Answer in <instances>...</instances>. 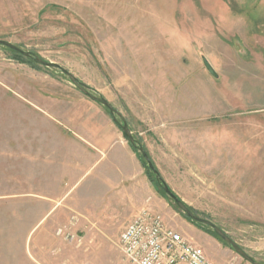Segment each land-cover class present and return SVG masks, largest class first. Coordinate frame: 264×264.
I'll return each instance as SVG.
<instances>
[{
  "label": "rangeland",
  "instance_id": "1",
  "mask_svg": "<svg viewBox=\"0 0 264 264\" xmlns=\"http://www.w3.org/2000/svg\"><path fill=\"white\" fill-rule=\"evenodd\" d=\"M0 40L108 101L177 198L264 264V0H0ZM13 55L0 47V135L36 121L23 99L89 98L61 70ZM14 189L0 184V195ZM157 199L214 264H250L164 193ZM184 221L214 240L194 243ZM120 234H105V264H122ZM24 254L0 250V264L28 262Z\"/></svg>",
  "mask_w": 264,
  "mask_h": 264
},
{
  "label": "crops",
  "instance_id": "2",
  "mask_svg": "<svg viewBox=\"0 0 264 264\" xmlns=\"http://www.w3.org/2000/svg\"><path fill=\"white\" fill-rule=\"evenodd\" d=\"M23 103L36 121L0 135L7 143L0 184L21 187L0 195V250L25 251L22 264H105V234H122L143 209L159 212L155 185L100 104L77 97ZM66 228L83 242L65 241L58 232ZM182 229L194 243L214 240L187 221Z\"/></svg>",
  "mask_w": 264,
  "mask_h": 264
},
{
  "label": "built area",
  "instance_id": "3",
  "mask_svg": "<svg viewBox=\"0 0 264 264\" xmlns=\"http://www.w3.org/2000/svg\"><path fill=\"white\" fill-rule=\"evenodd\" d=\"M58 235L81 243L71 229ZM122 264H214L205 252L166 221L162 214L143 209L127 225L119 239Z\"/></svg>",
  "mask_w": 264,
  "mask_h": 264
},
{
  "label": "water",
  "instance_id": "4",
  "mask_svg": "<svg viewBox=\"0 0 264 264\" xmlns=\"http://www.w3.org/2000/svg\"><path fill=\"white\" fill-rule=\"evenodd\" d=\"M0 46L8 48V49H10V50H12L18 54H21V55L33 60L36 64H38L42 67L56 68V69L61 70L62 73L64 75H66L67 77H69L70 81L83 94H85L87 97H89L90 99H92L96 103H98L101 106H103L104 108H106L111 115L120 117L119 112L108 101L101 99V98H98V97H95L89 91L85 90L83 87L80 86L79 81L75 77H73L70 73H68L67 71L62 69L59 65L54 64V63L45 62L40 58L34 57L31 53L25 52V51L21 50L20 48L16 47L15 45H13L9 42L3 41V40H0ZM205 66L212 75L216 76L215 71L212 69V67L208 64L207 61H205ZM122 122H123V124L121 125V130H122L123 134L127 137L128 141L130 142V144L133 147L139 148V146L137 145L136 139L133 137L132 132L130 131V129L128 127V124L126 123V121L124 119H122ZM139 152L142 154L143 158L147 162L149 169L153 172H157L154 164L152 163L150 157L147 155L145 150L143 148H139ZM163 190L168 195V197L174 201V203L176 204L178 209L184 215H186L189 219H191L192 221H194L196 223L210 227L215 232V234L224 243H226L237 255H239L242 259H244L248 263H250V264H261V263L256 262L255 260H253L240 246H238L226 233H224L221 229H219L215 224H213L212 222H210L206 219H203V218L195 215L190 210V208L185 203H183L181 200H179L177 198V196L167 186H163Z\"/></svg>",
  "mask_w": 264,
  "mask_h": 264
},
{
  "label": "trees",
  "instance_id": "5",
  "mask_svg": "<svg viewBox=\"0 0 264 264\" xmlns=\"http://www.w3.org/2000/svg\"><path fill=\"white\" fill-rule=\"evenodd\" d=\"M0 47H2V46H0ZM3 48H5V47H3ZM5 49H8V48H5ZM9 51H11L14 55L13 56H15L16 58H17V61H19L20 63H23V64H30L31 66H32V68L33 69H37V67H39L40 65H38V64H36L33 60H31V59H29V58H27V57H25V56H23V55H21V54H18V53H16V52H14V51H12V50H10V49H8ZM30 53V52H29ZM79 84H80V86L81 87H83L85 90H87V88H86V86L85 85H83L81 82H79ZM88 91V90H87ZM106 109V108H105ZM107 110V109H106ZM108 111V110H107ZM109 112V111H108ZM111 115V114H110ZM111 117H112V119H113V121L115 122V124L117 125V127L121 130V125H120V123H119V121H118V119H117V117L118 116H114V115H111ZM122 131V130H121ZM126 137V136H125ZM126 139H127V137H126ZM127 141H128V139H127ZM129 142V141H128ZM129 144H130V142H129ZM131 145V144H130ZM138 145V144H137ZM131 147L133 148V150H134V152L137 154V156H138V158H139V160L141 161V163H142V165H143V168H144V170H145V172H146V175H147V177L149 178V180L152 182V183H154V185H155V187H156V189H157V191L158 192H162V193H164V195H166L167 197H168V195L164 192V190H163V186H166V183H165V181H164V179L161 177V175H160V173L158 172V170L156 169V171L157 172H153V171H151L150 169H149V167H148V164H147V162L145 161V159L143 158V156H142V154L139 152V149L138 148H135V147H133L132 145H131ZM169 198V197H168ZM170 200L171 201H173L171 198H170ZM174 202V201H173ZM176 205V204H175ZM177 207V206H176ZM177 209H178V207H177ZM179 210V209H178ZM190 210L192 211V212H194L191 208H190ZM180 211V210H179ZM181 212V211H180ZM182 213V212H181ZM195 213V212H194ZM184 215V214H183ZM186 218H187V220H189V221H191L194 225H197L198 227H200V228H202V227H207V228H210V227H208V226H205V225H202V224H199V223H196V222H194V221H192L191 219H189L186 215H184ZM211 229V228H210ZM212 230V229H211ZM212 232H213V236L217 239V240H219V241H221L222 243H224L216 234H215V232L212 230ZM225 245H227L226 243H224ZM228 246V245H227ZM229 247V246H228Z\"/></svg>",
  "mask_w": 264,
  "mask_h": 264
}]
</instances>
